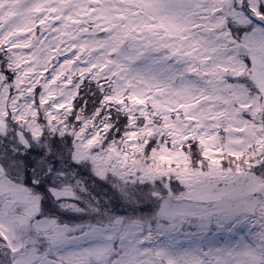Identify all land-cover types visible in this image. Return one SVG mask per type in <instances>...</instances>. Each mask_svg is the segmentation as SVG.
<instances>
[{"label": "snow or ice", "instance_id": "obj_1", "mask_svg": "<svg viewBox=\"0 0 264 264\" xmlns=\"http://www.w3.org/2000/svg\"><path fill=\"white\" fill-rule=\"evenodd\" d=\"M0 264H264V0H0Z\"/></svg>", "mask_w": 264, "mask_h": 264}]
</instances>
